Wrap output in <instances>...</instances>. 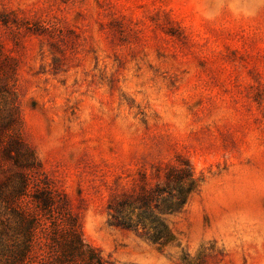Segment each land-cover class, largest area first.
Instances as JSON below:
<instances>
[{"label":"rangeland","instance_id":"rangeland-1","mask_svg":"<svg viewBox=\"0 0 264 264\" xmlns=\"http://www.w3.org/2000/svg\"><path fill=\"white\" fill-rule=\"evenodd\" d=\"M0 110L106 264H264V0H0ZM184 163L171 243L111 223Z\"/></svg>","mask_w":264,"mask_h":264},{"label":"trees","instance_id":"trees-1","mask_svg":"<svg viewBox=\"0 0 264 264\" xmlns=\"http://www.w3.org/2000/svg\"><path fill=\"white\" fill-rule=\"evenodd\" d=\"M16 116L14 110H0V264H106L83 241L65 196L14 132ZM143 181L134 194L111 197V223L142 229L153 243L165 246L174 235L164 216L181 212L199 184L188 163L166 167L162 184L148 187Z\"/></svg>","mask_w":264,"mask_h":264}]
</instances>
